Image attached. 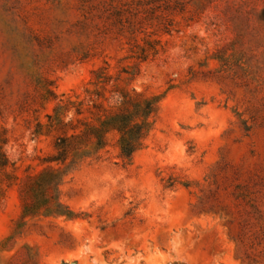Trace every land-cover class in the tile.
<instances>
[{
  "label": "rangeland",
  "instance_id": "374dc122",
  "mask_svg": "<svg viewBox=\"0 0 264 264\" xmlns=\"http://www.w3.org/2000/svg\"><path fill=\"white\" fill-rule=\"evenodd\" d=\"M99 69L160 98L143 147L125 163L111 133L66 176L76 219L19 221L0 169V264H264V0H0L9 171L41 167L52 93Z\"/></svg>",
  "mask_w": 264,
  "mask_h": 264
},
{
  "label": "trees",
  "instance_id": "16d2710c",
  "mask_svg": "<svg viewBox=\"0 0 264 264\" xmlns=\"http://www.w3.org/2000/svg\"><path fill=\"white\" fill-rule=\"evenodd\" d=\"M89 82L97 86L86 88L80 102L62 94L53 113L48 117V133H54L52 151L38 156L40 168L29 165L24 173H17L0 146V169L7 176L8 187L17 185L21 199L20 220L28 217L55 216L76 219L79 214L66 204L61 186L66 176L87 159H100L110 145L109 135L117 136L118 156L130 163L143 147L160 107V98L119 85L113 78L95 70ZM70 115V116H68ZM68 117V118H67ZM37 133H42L38 129ZM5 195V190L2 192Z\"/></svg>",
  "mask_w": 264,
  "mask_h": 264
},
{
  "label": "water",
  "instance_id": "95a60500",
  "mask_svg": "<svg viewBox=\"0 0 264 264\" xmlns=\"http://www.w3.org/2000/svg\"><path fill=\"white\" fill-rule=\"evenodd\" d=\"M71 264H78V261H73Z\"/></svg>",
  "mask_w": 264,
  "mask_h": 264
}]
</instances>
